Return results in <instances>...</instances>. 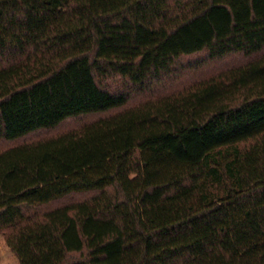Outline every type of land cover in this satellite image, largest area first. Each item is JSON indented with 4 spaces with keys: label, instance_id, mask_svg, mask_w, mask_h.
Here are the masks:
<instances>
[{
    "label": "trees",
    "instance_id": "1",
    "mask_svg": "<svg viewBox=\"0 0 264 264\" xmlns=\"http://www.w3.org/2000/svg\"><path fill=\"white\" fill-rule=\"evenodd\" d=\"M263 49L264 0H0V230L19 263L264 264V55L162 88L181 57ZM109 80L165 93L129 106Z\"/></svg>",
    "mask_w": 264,
    "mask_h": 264
},
{
    "label": "rangeland",
    "instance_id": "2",
    "mask_svg": "<svg viewBox=\"0 0 264 264\" xmlns=\"http://www.w3.org/2000/svg\"><path fill=\"white\" fill-rule=\"evenodd\" d=\"M264 55V49L253 55L252 57H243L239 54H231L223 58L222 60L212 59L206 51L197 53L192 56L181 57L173 68V74L171 73L166 77L163 83V89L167 90H178L182 88H188L196 83L207 80L211 77L217 76L228 68L241 66L250 61H254ZM105 84L126 92L131 90L132 87L129 83L120 82V80H109L104 82ZM129 88V89H127ZM165 93L163 90L156 89L155 87L145 92H140L135 89L129 93V106L137 105L151 97H157ZM116 112V110H115ZM114 113H99V114H88L79 116L76 118H70L60 123L53 129L40 130L33 134L28 135L25 138L19 139L14 144H21L26 142H33L44 138L60 135L70 130H76L82 125L94 121L100 117L106 116L107 114ZM12 144L9 142L0 141V151L8 148ZM88 197L87 193L74 194L66 196L45 208H53L56 206L67 205L78 200H82ZM0 264H20L18 259L12 250L7 246L4 238V233L0 230Z\"/></svg>",
    "mask_w": 264,
    "mask_h": 264
}]
</instances>
